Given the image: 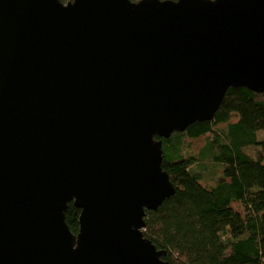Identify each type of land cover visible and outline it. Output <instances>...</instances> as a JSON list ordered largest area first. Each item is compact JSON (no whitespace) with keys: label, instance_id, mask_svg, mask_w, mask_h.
Returning <instances> with one entry per match:
<instances>
[{"label":"water","instance_id":"obj_1","mask_svg":"<svg viewBox=\"0 0 264 264\" xmlns=\"http://www.w3.org/2000/svg\"><path fill=\"white\" fill-rule=\"evenodd\" d=\"M230 87L264 92V0H0V264H171L162 138Z\"/></svg>","mask_w":264,"mask_h":264},{"label":"trees","instance_id":"obj_2","mask_svg":"<svg viewBox=\"0 0 264 264\" xmlns=\"http://www.w3.org/2000/svg\"><path fill=\"white\" fill-rule=\"evenodd\" d=\"M206 133L196 155L183 154L185 137ZM162 151V168L176 190L145 211L143 233L166 250L163 258L171 264H264V92L228 88L212 119L162 138ZM205 176L213 185L200 183ZM79 213L69 202L65 221L74 234Z\"/></svg>","mask_w":264,"mask_h":264},{"label":"rangeland","instance_id":"obj_3","mask_svg":"<svg viewBox=\"0 0 264 264\" xmlns=\"http://www.w3.org/2000/svg\"><path fill=\"white\" fill-rule=\"evenodd\" d=\"M236 120V117L235 116H232L230 121H235ZM224 126V123H220L218 125H216L215 128H219V127H222ZM207 136H210L209 133H206L204 135H201L197 138H188V137H185L184 138V146H183V154L184 155H196V153L199 151V149L204 145L205 143V140L207 138ZM248 152L253 154V149L252 148H249L248 149ZM221 169L219 168L218 172H220ZM200 183L203 185V186H210V185H213V181L210 179V178H203ZM232 205L234 206L235 209H238L239 211H241V207H240V203L239 202H233Z\"/></svg>","mask_w":264,"mask_h":264}]
</instances>
